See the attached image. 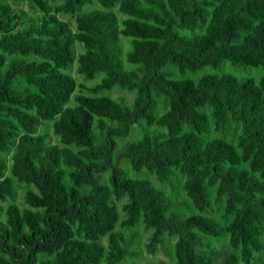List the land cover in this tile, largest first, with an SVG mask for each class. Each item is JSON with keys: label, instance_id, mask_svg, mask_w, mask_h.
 I'll return each mask as SVG.
<instances>
[{"label": "trees", "instance_id": "1", "mask_svg": "<svg viewBox=\"0 0 264 264\" xmlns=\"http://www.w3.org/2000/svg\"><path fill=\"white\" fill-rule=\"evenodd\" d=\"M13 1L35 12L0 0V153L10 152L0 156V264H121L126 239L113 231V199L122 197V226L152 230L148 254L167 235L175 264H250L264 230V0ZM6 55L17 57L6 65ZM223 63L261 75L205 72ZM72 64L85 78L100 75L79 85L88 95L73 97L63 72ZM114 87L135 91L131 107L99 95ZM49 121L57 143L39 133ZM143 123L161 130L126 142L122 156L161 182L177 170L193 207L220 205L226 227L173 211L163 191L121 169L116 139ZM211 124L239 131L237 143L204 141ZM14 182L30 187L25 207L3 208ZM224 234L239 255L218 260L205 238Z\"/></svg>", "mask_w": 264, "mask_h": 264}, {"label": "rangeland", "instance_id": "2", "mask_svg": "<svg viewBox=\"0 0 264 264\" xmlns=\"http://www.w3.org/2000/svg\"><path fill=\"white\" fill-rule=\"evenodd\" d=\"M1 1L10 4L12 7L20 8L30 14L35 12V9L31 8L29 4H27L26 2H14L13 0H1ZM45 1L52 6H57L60 2V0H45ZM97 8H98L97 5L86 6L83 8V11H90ZM59 17L65 21L70 22L72 27L76 25L75 15L60 14ZM76 50L77 52H80L82 49L81 47L77 46ZM15 57L17 56L6 55V65L10 60L14 59ZM29 58L33 59L32 57ZM63 72L71 75L76 83V89L74 91L73 97L75 95H80V94L88 95L80 88L79 85L91 87L100 79V75L92 79H88L81 75H78L76 72L75 64H72V66L69 69ZM205 72L230 73L238 77L250 76L256 80L261 75V72L259 70L245 69L242 67H233L228 63H223L219 69L214 70L209 68ZM18 84L20 87L27 86L22 81L18 82ZM99 95L114 98L120 102H123L125 105L131 107L134 98L136 96V93L135 91L114 87L111 90L103 91ZM73 97L71 96L70 104H74ZM162 112L163 110L160 107L158 115H160ZM213 127H214L213 124H211L208 133H206L203 136L204 141H208L220 137L234 145L237 143V137L239 135V131H236L235 129H229L224 132H218L215 131ZM160 130L161 128H159L154 123L150 125L143 123L142 126L135 125L129 137L116 139L117 153L120 156L124 154L125 152L124 145L126 144V142L142 139L144 134H151L153 132L157 133ZM39 133L45 134L50 142L57 143L55 137L53 136L51 121L47 122L44 126H41L39 129ZM9 155L10 152L0 153V156H4L6 158H9ZM119 165L121 169L127 174L128 177L132 179H146L150 182V184L154 188L163 191L165 195L173 202L174 205L172 209L173 211L181 212L186 216H189L191 214H203L214 218L222 227H226L227 223L229 222L230 217H224L222 207L220 205L215 204L214 202H212V207L204 213H200L197 209H195L193 205L190 203V200L187 198L183 190V183L185 182V178L177 170L173 172V175L171 176L169 181L161 182L158 180L157 175L153 171L147 169L146 167H142L139 170H134L129 160L124 156L120 158ZM245 166L247 167L246 164ZM109 175H110V171H106L101 174L102 183L108 184ZM14 188H15L14 197L8 198L4 203H2L3 208L7 207L11 203L17 204L20 208L25 207L23 202L24 194L25 191L30 187L25 184H19L14 182ZM211 200H213V197L211 198ZM126 201L127 200L125 197H122L120 199H113V204L116 206L117 215H118V220L114 225L113 231L120 232V234H122L126 239V245L124 246V248L127 252V255L124 257L121 264H155L158 261H164L167 264H175V258L173 256V244L175 242V238L165 235L163 238V243L158 246L156 253L154 255H151L146 252V244L149 242V238L152 233V230H145L142 224H138L137 226L131 228L122 226V222L125 220V214L122 211V206L126 203ZM258 239L263 245L262 246L263 248L260 252L253 254V259L250 264H257L260 262H264V230L263 231L260 230V232L258 233ZM101 242L105 247L107 246L106 237L102 238ZM205 242L209 244L212 248H214V250L219 256L218 260L222 258L225 253H229V252L239 255V250H234L231 247L228 234H224L219 238L207 237L205 238ZM240 264H245V263L240 262Z\"/></svg>", "mask_w": 264, "mask_h": 264}]
</instances>
